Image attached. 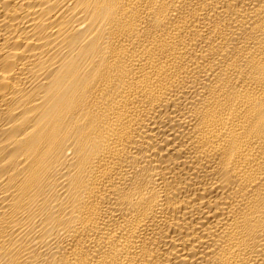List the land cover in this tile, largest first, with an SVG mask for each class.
Listing matches in <instances>:
<instances>
[{
  "label": "bare ground",
  "instance_id": "1",
  "mask_svg": "<svg viewBox=\"0 0 264 264\" xmlns=\"http://www.w3.org/2000/svg\"><path fill=\"white\" fill-rule=\"evenodd\" d=\"M0 264H264V0H0Z\"/></svg>",
  "mask_w": 264,
  "mask_h": 264
}]
</instances>
